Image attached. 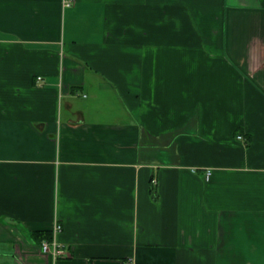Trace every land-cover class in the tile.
Masks as SVG:
<instances>
[{
    "label": "crops",
    "instance_id": "1",
    "mask_svg": "<svg viewBox=\"0 0 264 264\" xmlns=\"http://www.w3.org/2000/svg\"><path fill=\"white\" fill-rule=\"evenodd\" d=\"M128 258L264 264V0H0V264Z\"/></svg>",
    "mask_w": 264,
    "mask_h": 264
},
{
    "label": "built area",
    "instance_id": "2",
    "mask_svg": "<svg viewBox=\"0 0 264 264\" xmlns=\"http://www.w3.org/2000/svg\"><path fill=\"white\" fill-rule=\"evenodd\" d=\"M66 2L65 5H67ZM241 138V136H238ZM205 178H208L210 175V170L205 171ZM61 231V224L55 223L51 229V236L46 239L40 240L39 246L40 250L44 253H47L52 256V258H58L61 256H65L67 254L64 245L58 240V234ZM124 264H135L134 260L128 258L124 261Z\"/></svg>",
    "mask_w": 264,
    "mask_h": 264
},
{
    "label": "trees",
    "instance_id": "3",
    "mask_svg": "<svg viewBox=\"0 0 264 264\" xmlns=\"http://www.w3.org/2000/svg\"><path fill=\"white\" fill-rule=\"evenodd\" d=\"M38 234H41V232H37ZM49 235V233L47 232V234L45 233V235L43 236V237H45V236H48Z\"/></svg>",
    "mask_w": 264,
    "mask_h": 264
}]
</instances>
